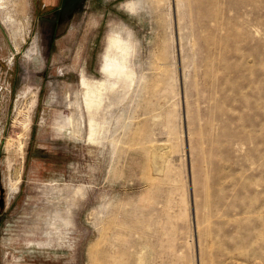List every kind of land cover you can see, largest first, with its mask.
I'll return each mask as SVG.
<instances>
[{
  "label": "rangeland",
  "instance_id": "374dc122",
  "mask_svg": "<svg viewBox=\"0 0 264 264\" xmlns=\"http://www.w3.org/2000/svg\"><path fill=\"white\" fill-rule=\"evenodd\" d=\"M0 264H264V0H0Z\"/></svg>",
  "mask_w": 264,
  "mask_h": 264
},
{
  "label": "bare ground",
  "instance_id": "6f19581e",
  "mask_svg": "<svg viewBox=\"0 0 264 264\" xmlns=\"http://www.w3.org/2000/svg\"><path fill=\"white\" fill-rule=\"evenodd\" d=\"M113 45H115V44H117V42H114V43H112ZM118 47V46H117ZM119 48V47H118ZM121 50V49H120ZM120 68V69H122V67H121V65H115V64H113V63H109V64H107L106 65V70H111V69H113V68ZM114 70V69H113ZM115 74V73H114Z\"/></svg>",
  "mask_w": 264,
  "mask_h": 264
}]
</instances>
